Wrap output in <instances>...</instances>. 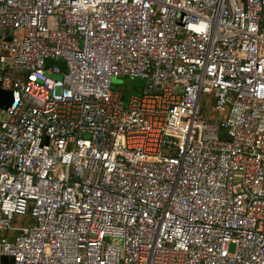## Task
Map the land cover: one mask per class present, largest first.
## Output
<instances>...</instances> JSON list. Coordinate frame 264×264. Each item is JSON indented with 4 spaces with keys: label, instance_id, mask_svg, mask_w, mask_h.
Here are the masks:
<instances>
[{
    "label": "built area",
    "instance_id": "1",
    "mask_svg": "<svg viewBox=\"0 0 264 264\" xmlns=\"http://www.w3.org/2000/svg\"><path fill=\"white\" fill-rule=\"evenodd\" d=\"M0 87L11 264H264V0H0Z\"/></svg>",
    "mask_w": 264,
    "mask_h": 264
},
{
    "label": "rangeland",
    "instance_id": "2",
    "mask_svg": "<svg viewBox=\"0 0 264 264\" xmlns=\"http://www.w3.org/2000/svg\"><path fill=\"white\" fill-rule=\"evenodd\" d=\"M55 77V76H52ZM114 88L116 90H123L125 94L139 93L145 86V80L141 78H113ZM227 114V110L215 112L210 104V99L204 95L199 107V115L208 119L222 120ZM229 250H233V245L229 246Z\"/></svg>",
    "mask_w": 264,
    "mask_h": 264
},
{
    "label": "water",
    "instance_id": "3",
    "mask_svg": "<svg viewBox=\"0 0 264 264\" xmlns=\"http://www.w3.org/2000/svg\"><path fill=\"white\" fill-rule=\"evenodd\" d=\"M11 104V91L0 87V108H7ZM12 257L0 256V264L12 263Z\"/></svg>",
    "mask_w": 264,
    "mask_h": 264
}]
</instances>
